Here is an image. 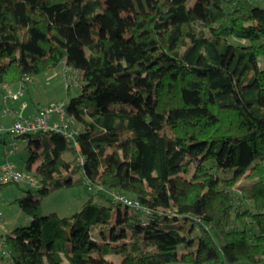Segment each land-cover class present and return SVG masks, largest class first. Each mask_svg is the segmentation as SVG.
Here are the masks:
<instances>
[{"label": "trees", "instance_id": "16d2710c", "mask_svg": "<svg viewBox=\"0 0 264 264\" xmlns=\"http://www.w3.org/2000/svg\"><path fill=\"white\" fill-rule=\"evenodd\" d=\"M61 63L81 83L64 106L79 149L54 130L18 136L47 133L26 160H39V197L13 200L31 223L1 240L15 264H264L256 0H0V90ZM82 185L80 211L43 213L45 197Z\"/></svg>", "mask_w": 264, "mask_h": 264}, {"label": "rangeland", "instance_id": "374dc122", "mask_svg": "<svg viewBox=\"0 0 264 264\" xmlns=\"http://www.w3.org/2000/svg\"><path fill=\"white\" fill-rule=\"evenodd\" d=\"M256 4L264 8V0H256ZM190 5H193L190 2ZM232 42L234 44H245V41L233 39ZM73 74L70 69L66 67L64 63H61L56 68L45 72L43 74L37 75L32 77L31 81L27 84L29 86V92L27 90L23 91L21 95H19V82L10 84L16 90L17 99H10L8 93L6 94L7 97L3 95L1 98L0 94V135L7 132V130L11 127L8 126L10 123V117L5 113L9 107L15 109L16 111H21L22 103L26 102L28 104L27 109L25 108L22 112L24 114L23 118L30 119L29 116L34 105H42V106H49L51 104H55L58 106L64 107L65 104L68 102L70 93L72 96L79 95L81 92V83L79 81L73 82ZM70 86V90H69ZM6 98V99H5ZM2 99V100H1ZM22 115V114H21ZM58 116V115H57ZM74 128L80 130L77 124H74ZM47 137L46 132H40L39 134H34L33 138L30 137H16L13 135L9 136V148L14 149V154L11 156H5V147L2 142H0V166L6 163H13L15 170L23 175L24 177L19 182H10L4 185H0V194H1V202H0V210L3 213V218L0 219V222L4 219L5 210L3 208V204H7L8 206L12 205L16 210L21 212V214H25L24 212L20 211L21 209L10 201L11 196L15 195V193L19 190V185H29L26 189H32L38 198L39 195L36 192L38 186H35L30 183L29 178L36 177L34 176V170L28 171L25 167V162L30 156L31 150L28 148V145L31 139L36 140L38 138ZM15 141V142H14ZM16 143V146L14 145ZM66 157L68 159H72L73 155L71 153H67ZM66 173V172H65ZM82 173H77L74 178L82 177ZM37 178V177H36ZM38 180V178H37ZM90 193L87 191V186L82 185L79 187H72V188H64L59 191H56L42 200V210L44 214H49L51 212H57L60 217H69L75 211H80L83 207L85 201L88 200ZM14 197V196H13ZM86 199V200H85ZM124 209V207H123ZM24 216V215H22ZM28 220H22L20 227H27L31 223V217L29 215ZM116 216V209L113 210V218L111 220V224L115 222ZM182 221V220H181ZM188 223H191L189 221ZM169 225L176 226L174 222H169ZM255 229L253 228V232ZM130 235V232H128ZM196 237L197 246L200 241L198 238V232L194 233ZM96 238H100L98 234H95ZM107 238L109 236L107 235ZM182 249V246H180ZM2 249L0 248V264L5 262L6 264H15L11 259L10 256H6L3 259ZM108 258L116 259V262L120 264V257L114 254L108 255ZM238 264H253L248 261H241Z\"/></svg>", "mask_w": 264, "mask_h": 264}, {"label": "built area", "instance_id": "2783aa9c", "mask_svg": "<svg viewBox=\"0 0 264 264\" xmlns=\"http://www.w3.org/2000/svg\"><path fill=\"white\" fill-rule=\"evenodd\" d=\"M77 76L73 75V82H75ZM25 81H30L29 77L25 78ZM58 114L59 121H52V114ZM73 122L67 118L66 113L64 111V107L58 106L55 104H51L47 107L41 108L32 118L25 119L19 117L7 130V133L13 136H21L29 133H36L39 131H50L54 130L57 132H61L68 142H71L76 149H79V144L74 141L75 132L72 130L71 125ZM10 152V151H9ZM24 176L18 173L13 163H6L0 166V185H4L10 182H19ZM30 182L33 185L38 184V180L35 177L29 178ZM113 198L121 203L123 206H128L134 210H142L143 206L138 202L134 201L127 196L113 192ZM146 214H150V210L145 209ZM3 213L0 210V219L2 218ZM144 224H146V219H144ZM3 256H9L8 251H2ZM4 259V258H3ZM1 264H6L5 262Z\"/></svg>", "mask_w": 264, "mask_h": 264}, {"label": "crops", "instance_id": "0c3cea01", "mask_svg": "<svg viewBox=\"0 0 264 264\" xmlns=\"http://www.w3.org/2000/svg\"><path fill=\"white\" fill-rule=\"evenodd\" d=\"M68 69H70V68H68ZM71 71H72V73H74L73 75H76L77 73L75 72V70H72V69H70ZM32 79L30 78V81H31ZM29 81V82H30ZM76 81H78V79H76ZM75 81V82H76ZM28 82V83H29ZM19 95H21L22 94V92L23 91H25V90H27L28 92H29V86L27 85V83H19ZM16 90H15V88H13V86H11V85H7V84H5V85H2V90H0V94H1V98L3 97V95L5 96V97H7V93H8V95L10 96V99L11 98H13V99H17L18 98V96H16V93L18 92H16ZM6 99V98H5ZM2 100V99H1ZM23 105H21V111L20 112H18V111H16L15 109H13V108H11V107H9V109L8 110H6L5 111V113L8 115V117H10V123H9V125L8 126H10V125H12L19 117H22L23 118V116H24V114H23V110L26 108L27 109V107H28V104L26 103V102H24V103H22ZM44 107H46V106H42V105H34V107H33V109H32V111H31V114L29 115L31 118L41 109V108H44ZM22 114V115H21ZM58 114H56V113H54V114H52V116H51V120L52 121H59V119H58V116H57ZM78 125V127H80V129H81V125H79V124H77ZM74 132L76 131L75 129H72ZM78 130V129H77ZM15 142V141H14ZM4 145H7L6 147H5V156H11V155H13L14 154V149H12V148H9V139L7 140V143L5 144V143H3ZM15 146H16V143L14 144ZM32 148L33 149H35V147H34V145H32ZM10 151V152H9ZM25 164H26V162H25ZM39 164V160H36V161H34V163H32V170H34V173H35V169H36V167H37V165ZM14 165V164H13ZM25 167H26V165H25ZM15 168V167H14ZM35 176V175H34ZM36 178V177H35ZM30 181V180H29ZM39 181V180H38ZM31 183V182H30ZM32 184V183H31ZM39 182H38V184L37 185H35V186H38L39 187ZM28 186L29 185H19V190L15 193V195H13V196H11V198H10V201L12 200H14V199H16V198H19V197H22V196H24L25 195V190H28V189H26V188H28ZM37 187V188H38ZM64 189V188H63ZM61 190V189H60ZM57 191H59V190H57ZM56 192V191H55ZM54 193V192H53ZM35 200H37V198H35ZM86 200V199H85ZM0 202H1V194H0ZM86 202V201H85ZM85 204V203H84ZM83 204V205H84ZM3 208H4V210H5V213H4V219H3V221L2 222H0V248H1V240H2V238L6 235V234H8V233H11L15 228H17V227H20L21 225V223H22V220L24 221H26V220H28L29 218H27L28 216H25L26 214H21V212H19L18 210H16L12 205H10V206H8L7 204H3ZM20 211H22V210H20ZM55 212V211H54ZM77 211H75V213H76ZM22 213H23V211H22ZM57 213V212H56ZM58 214V213H57ZM74 213H72V215H73ZM22 215H24V216H22ZM70 217V216H69ZM2 218H3V216H2ZM112 261H114L116 264H118L117 262H116V259H113V258H110ZM121 261H122V259H120V264H121ZM168 264H191V263H183V262H173V263H168ZM238 264V263H237Z\"/></svg>", "mask_w": 264, "mask_h": 264}]
</instances>
